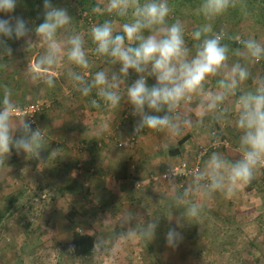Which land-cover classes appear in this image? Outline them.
<instances>
[{
    "label": "rangeland",
    "instance_id": "obj_1",
    "mask_svg": "<svg viewBox=\"0 0 264 264\" xmlns=\"http://www.w3.org/2000/svg\"><path fill=\"white\" fill-rule=\"evenodd\" d=\"M52 1L54 6L66 9L68 15L72 17L71 24L59 30L58 39L62 40L78 33L85 40L84 47L91 66L88 69L73 70L91 78L97 71L103 70L109 75L118 71V64L113 65L108 58L95 55L89 32L93 25L103 23L105 20H111L115 32H120L121 25L128 22L130 16L122 18L107 12L93 11L96 8L103 9L106 0H87L86 4L81 0H55V3ZM9 15L22 17L28 22L29 28L34 29L43 22V0H17L16 8L12 13L0 12V18H7ZM178 18L185 25V40L192 48L195 43L191 38L192 31L206 21L202 17L195 25L187 17ZM211 23L213 31L219 32L224 29L227 36L232 38L223 41L230 49L242 47L239 41L234 39L235 37L243 39L255 37L259 42L264 43V29H261L260 25L251 18H244L232 24L220 20ZM145 34L147 35L148 32ZM28 39L32 40L29 44ZM0 40L12 49L11 57H0V64L6 65L0 67V99L6 85L11 89V98L17 104L39 100L49 105L38 121V127L46 138L43 141L45 147L40 150L38 158L21 153V157L13 160L11 153L7 157L13 166L9 174L10 179H23L30 184H35L37 180L45 182L49 177L45 179V171L41 173L38 168L48 167L51 176L56 173L57 178H62L72 172L70 178L77 181L69 186L70 193L67 190L61 193L56 185L50 192L30 191L18 202L12 203L8 215L4 212L8 203L0 199V246L5 245L4 248H0V263L4 260L13 264L12 257H15V252L31 239L32 242L35 240L40 244L43 243L47 249L46 253L52 254L49 260L58 256V259L54 257L47 264H250V262L264 264V172L262 170L261 177L256 175L260 182L255 183L251 190H247L245 185L237 189L231 198H225L217 192L211 199L203 201L198 216L181 224L179 228L173 227L181 237L175 247L167 246L165 240L167 232L163 231V227L156 229L155 237L151 241L139 237L119 242L116 239L118 233L126 230V227L123 228L121 225L124 217L133 219L130 226L144 227L146 216L160 203L167 201L165 204L171 209H178L179 206L187 209L188 203L176 204L173 197L183 192L191 177L153 183L151 175L180 164L183 160L191 163L200 154L201 167L212 152H220L230 161L239 158L236 151L239 132L231 122L236 116V113H232L236 110L234 103L237 97H229L222 106L228 109L226 120L214 119L210 114L205 117L202 127L187 129L179 137L170 138L166 132L150 129L134 134V125L139 117L132 115V109L128 105L124 106L123 100L116 108L106 107L103 102L96 110H90L88 105L86 106L85 97L76 90L67 74L69 65L66 57L50 70L54 74V87H48L42 81L32 82L26 79L25 74L30 65L45 51L34 31H31L27 38L17 40L0 37ZM2 50L3 45H0V51ZM238 59L230 53V62ZM248 67L252 78L257 75L264 76V59ZM137 78V74L129 70L125 83L130 85ZM252 78L241 86L242 90L252 87ZM217 79L218 77H210L205 84L206 89L215 91ZM147 83L152 86L155 78L149 77ZM125 91L126 87L122 85L120 88L122 97ZM197 105L198 99L194 98L188 108L195 113ZM191 117L193 120L196 119L195 114ZM186 134L189 138L179 145V139ZM87 139L90 145L86 143ZM176 146L180 148V152L177 155H170L168 151ZM66 151L68 153L70 151L73 159L77 158L72 162L69 171L64 170L62 164ZM94 151L100 152L99 155L101 151L104 153L103 158L96 163L98 167L94 165L96 160L94 157L98 154ZM83 153L93 154V160L89 164L87 159L79 157V154L84 155ZM105 158L108 161L113 158V161H117L119 165L123 162L126 165L120 167L117 173L111 165L104 164ZM25 164L27 166L34 164L37 168L29 169L24 166ZM101 176L103 181L107 177L114 176L116 183L123 187L124 192L120 191L122 193L118 202H114V197L109 195L106 201H101V195L108 193L105 182L103 185L99 181ZM95 178H99L98 183L95 182ZM132 178L137 181L136 184L139 183V187L132 186L130 180ZM59 181L58 179L55 183ZM48 183L50 185L51 180ZM99 183L102 190L98 188ZM9 185V190L15 187V184ZM42 194L47 198H42ZM185 200L198 202L192 198ZM144 202L149 206L146 211L142 208ZM28 204L40 205L37 206L39 210L24 209L22 214L16 212L17 206L24 205L28 208ZM151 217L150 214L149 220ZM152 220L154 219L151 218ZM26 223L29 224V228H25L27 231L20 228ZM2 225L6 227L5 233L2 231ZM48 227L49 233L46 232ZM75 227L79 231H90L95 237V243L97 239H102L104 241L102 248L94 247L93 251L84 257L74 255L70 245V231ZM40 231L45 232L38 233ZM149 242L152 244L151 248ZM8 254L11 258L6 257Z\"/></svg>",
    "mask_w": 264,
    "mask_h": 264
},
{
    "label": "clouds",
    "instance_id": "obj_2",
    "mask_svg": "<svg viewBox=\"0 0 264 264\" xmlns=\"http://www.w3.org/2000/svg\"><path fill=\"white\" fill-rule=\"evenodd\" d=\"M237 4L238 0H201L197 14L206 22L192 31L191 38L195 43L190 48L185 40L184 23L179 19L168 23L171 13L168 0H106L103 9L93 11L122 18L130 16V20L121 25L119 33L115 32L111 20L91 27L89 37L95 55L108 58L113 65L118 64L119 70L111 75L97 71L90 81L73 70L91 66L85 40L78 33L58 39L59 30L70 25L72 17L66 9L54 6L51 0H43V22L34 29L19 16L0 18V37L19 40L34 31L45 51L30 65L26 79L54 87V74L50 70L66 57L67 74L83 96L95 89L104 106L116 108L123 100L131 107L132 115L139 117L134 134L150 129L166 132L170 138L179 137L187 129L202 127L205 117L210 114L214 119L226 120L228 109L222 106L229 97H237L236 116L231 122L239 132L236 149L239 158L230 161L222 153L212 152L202 167L191 173L187 187L173 197L176 204L188 203L177 221L179 225L181 221L185 222V217L198 216L203 201L211 199L215 193L231 198L237 189L250 184L264 169V76L252 78L248 67L264 59V43L255 37H235L242 47L230 49L223 41L232 38L224 29L213 31L211 23ZM16 5L17 0H0V12L12 13ZM30 42L32 40L28 39L27 43ZM0 45H3L0 57H11L12 49L2 40ZM230 53L239 59L230 62ZM0 67L6 65L0 64ZM129 70L138 78L127 85L125 79ZM149 77L155 78L152 86L147 83ZM210 77H218L215 91L205 87ZM250 78L252 87L242 90L241 86ZM122 85L126 87L123 97L120 94ZM11 97V89L5 85L0 99V164H5L13 149L18 154L38 158L45 147L43 131L39 127L33 128L25 118L15 119L21 108ZM194 98L198 99L195 120L189 115L191 110L188 108ZM91 103L95 108L101 107L97 100ZM173 179L171 172L169 181ZM132 220L131 217L122 218L121 225L126 230L118 233L117 242L135 237L151 241L155 237L158 219L144 227L130 226ZM180 238L176 228H169L165 235L169 247H175ZM103 244L102 239H97L94 247L100 249Z\"/></svg>",
    "mask_w": 264,
    "mask_h": 264
},
{
    "label": "crops",
    "instance_id": "obj_3",
    "mask_svg": "<svg viewBox=\"0 0 264 264\" xmlns=\"http://www.w3.org/2000/svg\"><path fill=\"white\" fill-rule=\"evenodd\" d=\"M124 106L128 105L126 102H124ZM236 106V103H234ZM129 106V105H128ZM130 107V106H129ZM131 108V107H130ZM128 110H131V109H128ZM231 110V109H230ZM190 116H193V114H195L194 112L190 111ZM236 113V110L232 113V114H235ZM162 114V113H161ZM16 120H22L21 118H15ZM132 125V124H130ZM186 132V131H185ZM71 133V132H70ZM191 137V136H190ZM88 141V139L86 140ZM88 153V152H87ZM95 154L98 153V151H94ZM13 154V153H12ZM65 157L63 158V166H64V170L67 169L69 171L70 168H72V165H73V161L74 160H77L76 159H73L72 156H71V153L69 151H66L65 152ZM84 154V153H83ZM89 154V153H88ZM100 152L95 155L94 159L95 162H94V165H96V167H98V165L96 164L98 160L102 159L103 158V151H101V155H99ZM21 153H19L16 157H21ZM79 157L80 158H84V159H87L88 160V164L90 163V161L93 160V154L92 155H80L79 154ZM77 164V163H76ZM104 164L107 166L108 164L111 165V168H114V170L118 173L119 171V168L120 167H123L124 165H126L125 162L121 163L119 165V163L117 161H113V158L111 159V161H108L107 158L104 159ZM24 166H27L26 164ZM23 166V167H24ZM42 166V165H40ZM68 166V168H67ZM12 162L10 161L9 158H7L5 160V164H0V171L2 172L0 174V199H3L4 201H7L8 205L6 206V209L4 210L5 215H8V211L10 209V207H12V203H15V202H18L19 199L24 195V194H29L30 191H33V192H36V191H42V192H50V190H53L51 188H53L55 185L58 187L57 189L62 193L64 190H67L69 193H70V189L71 187H69L72 183L74 184V182H77L76 179H71L70 178V175L72 174V172L68 173V175L62 177V178H57L56 177V173L53 174V176H51L50 174V170L49 168L47 167V169H43V167H39L38 170L42 173V171L44 173H46V176H45V179L47 177H49L48 181L51 180V184L49 185L48 181H45V182H42L41 180H37L35 182V184H30V183H27V181H23V179H19V180H16V179H10L11 175L10 174V171L12 169ZM29 169L32 168H37V166H35L34 164H32L31 166L28 165L27 166ZM99 169H102V168H99ZM36 170V169H35ZM17 171H15L16 173ZM258 176H262V172H258L257 173ZM7 176V177H6ZM119 176V175H117ZM70 178V181H68ZM103 177L101 176V180H99L100 182L103 183L104 185V182H105V186L107 187L108 189V193H105V195H101L100 199L101 201L103 200H107L108 198V195L110 197H114V202H118V200H120V196L123 191V187L119 184V183H116L117 181L114 178V176H112L111 178L110 177H107L105 179V181H103L102 179ZM60 180L59 183H55L56 180ZM99 179V178H98ZM98 179L95 178V182H99ZM260 179V178H259ZM11 181V182H10ZM255 183H259L260 181L257 179V176L256 178L254 179ZM9 184H15V187L10 189L9 190ZM28 184V185H27ZM61 184V185H60ZM101 184L99 183L98 184V188H100L99 190H102L101 189ZM259 187V186H258ZM26 189V190H25ZM26 191V193H25ZM122 191V192H120ZM102 192H105V191H102ZM101 192V194H102ZM42 198H47V196L45 194H42L41 196ZM37 200V198L35 197V201ZM33 204V203H32ZM32 204H28L29 207L26 208L24 205L22 206H17L16 207V212H18L19 214H22L25 210L24 209H28V210H35V211H38L39 209L37 208V206H40V205H35V206H32ZM70 215V214H69ZM32 218V217H31ZM6 225V224H5ZM5 225H2V231L5 233L6 232V227ZM1 226V225H0ZM62 227V226H61ZM22 230H26L25 227H20ZM47 229V233L48 230H49V227L46 228ZM17 230V229H16ZM78 230L77 227L73 228L70 233L72 235L73 231H76ZM79 231V230H78ZM41 232H45V231H40L38 233H41ZM82 232H87V233H91L90 231H86V230H83ZM17 233H20V232H17ZM23 233V232H22ZM25 233V232H24ZM39 237V236H38ZM38 237H36V239H38ZM31 239L28 241L27 244H24L22 246L19 247L18 251L15 252L16 255L15 257L13 256L12 260H13V264H47L48 261H52L53 258L55 257L56 259H58V256H54L52 259L49 260L50 258V255L52 256V254H47L46 253V247L43 245V243H39L37 241L34 240V242L31 241ZM70 241H71V238H70ZM5 245H1L0 248H4ZM10 257L11 255L8 254L6 257ZM11 258V257H10ZM46 259V260H44ZM8 260V259H7ZM6 260V261H7ZM61 261V259L59 260V262ZM4 262V260H3ZM0 263V264H11V262H4V263Z\"/></svg>",
    "mask_w": 264,
    "mask_h": 264
},
{
    "label": "trees",
    "instance_id": "obj_4",
    "mask_svg": "<svg viewBox=\"0 0 264 264\" xmlns=\"http://www.w3.org/2000/svg\"><path fill=\"white\" fill-rule=\"evenodd\" d=\"M81 1L84 4H86L87 2V0H81ZM52 2L55 3V0H53ZM200 3H201V0H168V4L171 8V13L168 17V22L169 23L173 22L174 20L179 19L178 17H187L188 19L191 20V22L197 25V22H200V20L202 19V16L197 14V8ZM244 18H251L254 22L260 25L261 29H264V0H238L237 7L230 8L224 15L216 18L215 20L216 21L220 20V21H224L225 23L232 24V23H237L238 21ZM116 33H119V32H116ZM233 44L234 45L236 44L235 41L233 42ZM85 79L90 81L92 78L89 76V77H85ZM84 97H85L86 102L88 103V104L86 103V106L88 105V108L90 110L97 109L92 106V103H91L92 100H97L98 102H100V104L102 103V101H100L99 97L96 95L95 89L88 96H84ZM29 103L31 102L19 103L18 105L24 106ZM44 111L45 109L37 114L34 123H31L26 119L25 120L31 123L33 128H37L38 121L40 117H42V114ZM43 136L45 140L46 139L45 135L43 134ZM188 138H189L188 134L182 136V138L179 139L178 144L179 145L183 144V142L186 141ZM86 143L90 145V142L87 141ZM55 149H58V148H55ZM168 152L170 155H177L180 152V148L176 146L170 149ZM11 153H13V156H12L13 160H17L16 156L18 155V153L16 152V150L13 149ZM182 179L183 178L181 177L178 178V180H182ZM130 180L132 182L133 187L140 186V185L138 186L139 183L136 184L137 181H135V179L132 178ZM254 184H255V181L253 180L250 184L246 185V189L251 190ZM165 203L158 204L155 210L150 213L152 215L151 218H153L154 220L158 219L157 228L163 227L164 229L163 231L167 232L169 228H173V227L179 228L181 224L185 223L186 221L189 222L192 219V218L185 217L184 218L185 222L181 221L180 224L178 225L177 221L180 218L181 212H185L186 209H183V206L182 208L179 206L178 209H171ZM147 205L148 204L144 202V205L142 208L145 211L149 207ZM150 214L146 216V219L144 221L146 224L144 225H147V223L151 221V218L149 220ZM0 219H1V216H0ZM22 226L25 228H29L28 223ZM70 242H71L70 245H71L73 254L76 256L84 257V256L89 255L93 251L94 244H95V237L93 236L92 233H87V232L76 230V231H73ZM151 245L152 244L149 242L150 248H151ZM250 264H252V262H250Z\"/></svg>",
    "mask_w": 264,
    "mask_h": 264
},
{
    "label": "built area",
    "instance_id": "obj_5",
    "mask_svg": "<svg viewBox=\"0 0 264 264\" xmlns=\"http://www.w3.org/2000/svg\"><path fill=\"white\" fill-rule=\"evenodd\" d=\"M49 105L47 103L40 102L39 100L33 101L27 105L24 106H19L21 108V112L17 114L15 118H22L26 119L31 123L35 122V118L38 113H40L42 110L47 108ZM200 159H201V154L198 155V157L190 162L183 160L180 162V164L177 165H172L170 167L165 168L162 172L160 173H155L151 175V180L153 183L157 182H163L167 181L171 178V172L174 173V179L173 180H178V178H187L191 177V173L195 171L197 168L201 167L200 166ZM264 172V169H262ZM139 186V184H138Z\"/></svg>",
    "mask_w": 264,
    "mask_h": 264
}]
</instances>
